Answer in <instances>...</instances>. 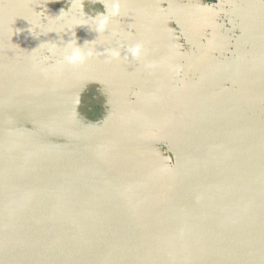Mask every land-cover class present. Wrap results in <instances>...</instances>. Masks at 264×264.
Segmentation results:
<instances>
[{
    "label": "water",
    "instance_id": "obj_1",
    "mask_svg": "<svg viewBox=\"0 0 264 264\" xmlns=\"http://www.w3.org/2000/svg\"><path fill=\"white\" fill-rule=\"evenodd\" d=\"M112 2L0 0V264H264V0Z\"/></svg>",
    "mask_w": 264,
    "mask_h": 264
},
{
    "label": "clouds",
    "instance_id": "obj_2",
    "mask_svg": "<svg viewBox=\"0 0 264 264\" xmlns=\"http://www.w3.org/2000/svg\"><path fill=\"white\" fill-rule=\"evenodd\" d=\"M103 6V5H102ZM102 13H97L98 19H95L96 31L103 33L107 30V26L111 22L113 17L120 15V0H113L111 9L104 7ZM115 35V33H113ZM54 47V46H53ZM49 54H54L53 48L48 49ZM143 52V46L141 44H135L126 49L124 59H128V54L133 58H138ZM96 55H106L113 59H120L121 52L115 48L104 49L102 52H98L95 48H89L87 51L81 47L73 46L69 44L64 51L63 59L69 64L84 63L87 59Z\"/></svg>",
    "mask_w": 264,
    "mask_h": 264
},
{
    "label": "flooded vegetation",
    "instance_id": "obj_3",
    "mask_svg": "<svg viewBox=\"0 0 264 264\" xmlns=\"http://www.w3.org/2000/svg\"><path fill=\"white\" fill-rule=\"evenodd\" d=\"M211 3H217L218 0H210Z\"/></svg>",
    "mask_w": 264,
    "mask_h": 264
}]
</instances>
